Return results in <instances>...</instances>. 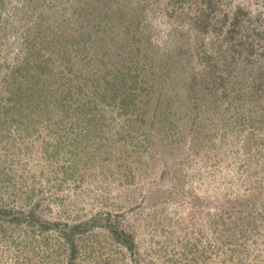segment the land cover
<instances>
[{
    "label": "rangeland",
    "instance_id": "1",
    "mask_svg": "<svg viewBox=\"0 0 264 264\" xmlns=\"http://www.w3.org/2000/svg\"><path fill=\"white\" fill-rule=\"evenodd\" d=\"M0 264H264V0H0Z\"/></svg>",
    "mask_w": 264,
    "mask_h": 264
}]
</instances>
